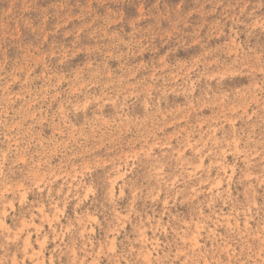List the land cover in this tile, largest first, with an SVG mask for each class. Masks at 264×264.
Here are the masks:
<instances>
[{
  "label": "rangeland",
  "instance_id": "374dc122",
  "mask_svg": "<svg viewBox=\"0 0 264 264\" xmlns=\"http://www.w3.org/2000/svg\"><path fill=\"white\" fill-rule=\"evenodd\" d=\"M0 264H264V0H0Z\"/></svg>",
  "mask_w": 264,
  "mask_h": 264
}]
</instances>
